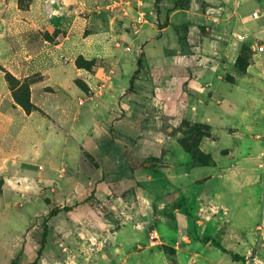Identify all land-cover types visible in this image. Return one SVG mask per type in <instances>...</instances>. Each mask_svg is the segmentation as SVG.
I'll return each instance as SVG.
<instances>
[{"label":"rangeland","instance_id":"1","mask_svg":"<svg viewBox=\"0 0 264 264\" xmlns=\"http://www.w3.org/2000/svg\"><path fill=\"white\" fill-rule=\"evenodd\" d=\"M46 1L70 31L0 21V264H264V3Z\"/></svg>","mask_w":264,"mask_h":264},{"label":"crops","instance_id":"2","mask_svg":"<svg viewBox=\"0 0 264 264\" xmlns=\"http://www.w3.org/2000/svg\"><path fill=\"white\" fill-rule=\"evenodd\" d=\"M177 1L178 0H175L176 3H177ZM211 1L212 0H201L198 2L202 6V8H204L203 14L209 13L208 11L212 10ZM165 2H169V0H165ZM203 5H204V7H203ZM7 6L9 8V10L5 11L3 13V16L1 17V20H0L4 24H7L9 22L15 23L14 19L20 18L23 20V24H21L23 29H24V26H26L29 30L34 29L36 31L47 30L50 28H58V29H62L64 31H70V29H71V25H72L71 20L64 18V17L56 16L54 14V7L51 4H49L46 0H32V2L30 4V8L27 10H22V9L18 8V0H8ZM162 8H163V6H162ZM173 8L174 9H173L172 14H171L172 15L171 16V22H172L171 26L174 23L175 18L178 17V16H176L178 13L187 12V10H182L181 8H176L175 5L173 6ZM197 14H200V13H197ZM2 23L0 24V38L3 36V29H1ZM200 29L203 31L202 28H200ZM28 172H33V173L38 172V174L36 173L38 178H40L41 176L46 177V175L45 174L43 175V173L40 172L38 170V168H36L35 166L28 168ZM18 178H20V176ZM23 179H26L28 181L32 179L35 181L36 178H35V176L30 175V176L23 178ZM24 183L25 182H21V180H20V182H18L17 184H18V186H20L21 184L23 185ZM35 183L37 185V180ZM70 186H71L70 190L73 191L75 189V187H73L72 185H70ZM62 207H70L71 210L67 211V212L72 217L82 216L84 213H86L84 211L88 212V210L84 204H74V205H67V206H62ZM64 212H66V211H62L59 214H62ZM57 216H54V217H57ZM54 217H52V218H54ZM83 222L87 223L88 225H92L90 222H88V220L86 218L83 220ZM95 222L99 223L98 220H95ZM145 225L146 224L144 223V226ZM67 226L71 228L72 224L71 223L67 224ZM91 227L95 228L93 225ZM92 237H94V236L92 235Z\"/></svg>","mask_w":264,"mask_h":264},{"label":"trees","instance_id":"3","mask_svg":"<svg viewBox=\"0 0 264 264\" xmlns=\"http://www.w3.org/2000/svg\"><path fill=\"white\" fill-rule=\"evenodd\" d=\"M161 0H156L157 3H159ZM203 31L204 28H202ZM5 72V77H6V81L9 83V85L12 87V90H15L18 86H14L13 85V81L15 82L16 79L15 77L8 71H4ZM23 88H26L27 91L25 90V97L22 98V97H19L18 93L14 92V98L16 100V102L27 112V113H31L33 110H34V106L32 105L31 101H30V98L27 97L26 95L27 92H28V86H21L20 89H23ZM186 149L188 150L189 153H191L192 157L196 160V161H200V156L202 155V152L200 150L199 147H196V148H193L192 146L190 145H185ZM207 165V164H206ZM71 208L70 207H55L53 210H51L50 214H49V217L52 218L54 216H57L60 212L62 211H70ZM47 226V225H46ZM204 242H213V244L222 249L223 252L229 254L231 256V258L236 261V262H240V261H243L245 262V258L239 254H236V253H233V252H229L228 250L224 249L218 242H216L215 240L213 239H206V240H202ZM45 242H46V238L44 237V240H43V243H42V246L41 248L38 250L37 252V259L35 261V263H37L39 261V259H41L42 257V249L45 245ZM34 263V264H35ZM16 264V263H14Z\"/></svg>","mask_w":264,"mask_h":264},{"label":"built area","instance_id":"4","mask_svg":"<svg viewBox=\"0 0 264 264\" xmlns=\"http://www.w3.org/2000/svg\"><path fill=\"white\" fill-rule=\"evenodd\" d=\"M263 3H264V0H261ZM253 16L255 17V18H260V14H259V12H254V14H253ZM138 21L139 22H144L145 21V14L144 13H142V12H139V14H138ZM242 38V37H241ZM254 50L257 52V53H263L264 52V46L262 45V46H260V47H256V48H254Z\"/></svg>","mask_w":264,"mask_h":264}]
</instances>
